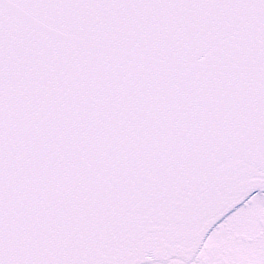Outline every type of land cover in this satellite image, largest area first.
Masks as SVG:
<instances>
[{
	"label": "snow or ice",
	"instance_id": "1",
	"mask_svg": "<svg viewBox=\"0 0 264 264\" xmlns=\"http://www.w3.org/2000/svg\"><path fill=\"white\" fill-rule=\"evenodd\" d=\"M0 264H264V0H0Z\"/></svg>",
	"mask_w": 264,
	"mask_h": 264
}]
</instances>
